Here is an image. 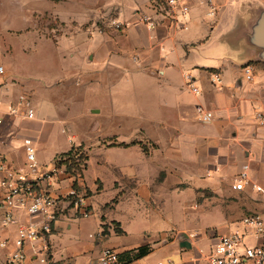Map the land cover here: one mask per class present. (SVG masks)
<instances>
[{"label": "crops", "instance_id": "0c3cea01", "mask_svg": "<svg viewBox=\"0 0 264 264\" xmlns=\"http://www.w3.org/2000/svg\"><path fill=\"white\" fill-rule=\"evenodd\" d=\"M66 1L67 6L0 0V29L14 27L18 15L33 25L48 8L67 22L98 15L87 11L94 10V0ZM183 1L189 12L175 22L152 0H106V34L93 35L84 45L71 39L66 48L28 41L21 55L6 59L0 73V155L12 167L25 163L24 137L33 141L40 165L45 163L41 151L54 163L59 154L81 146L85 167L93 153L106 152L113 192L104 206H96L99 214L93 219L92 191L82 170L76 183L88 193L90 214L81 217L67 209L54 223L48 244L55 264H98L105 248L118 254L144 244L150 253L121 264H206L210 233H228L248 213L264 216L263 193L250 184L232 188L247 166L249 180L264 189V124L255 119L257 111L264 112V61L248 41L264 0ZM7 4L10 8L4 10ZM143 13L151 25L140 21ZM112 20L122 22V28H114ZM65 59L71 60L70 67L63 66ZM102 73L108 93L106 125L100 121L93 126L91 116L86 131L97 132L93 139L75 127L82 114L74 102ZM188 77L197 93L187 85ZM207 112L209 120L204 119ZM99 113L88 107L87 114ZM67 175L58 180L57 192L65 193L73 184ZM76 217L81 219L76 222ZM16 218L0 232L9 240L0 254L14 247L19 223L34 221L23 213ZM80 224L87 235L84 231L81 239L66 243L63 251L76 249L62 255L61 236L78 231ZM244 241L255 245L264 237L246 236ZM34 261L39 263L31 258L22 264Z\"/></svg>", "mask_w": 264, "mask_h": 264}, {"label": "built area", "instance_id": "2783aa9c", "mask_svg": "<svg viewBox=\"0 0 264 264\" xmlns=\"http://www.w3.org/2000/svg\"><path fill=\"white\" fill-rule=\"evenodd\" d=\"M159 5L165 14L175 22L186 18L189 6L183 0H152ZM211 1V0H209ZM140 21L151 25L150 17L143 13ZM111 25L120 29L123 23L112 20ZM3 67L0 66V73ZM247 78L251 77L250 69L245 68ZM187 85L192 92L199 90L190 78ZM27 117L32 118L33 112L29 110ZM211 113L207 112L205 120H209ZM255 119L259 124H264V112L257 111ZM25 163L23 167H12L6 158L0 155V232L9 225L17 223V215L25 214L34 221L19 223L13 248L0 254V264H22L28 259H35L41 264H55L49 257L48 236L54 223L67 209L74 210L81 217H87L90 210L87 204V195L83 188L73 184L65 193L57 192V184L61 176L67 174L65 165L57 166L55 161L53 168L47 170L38 164L36 148L29 137L23 138ZM247 166L233 180L234 190H243L250 184L256 192L264 194V189L249 180L246 171ZM68 178L73 182L76 177L68 173ZM264 237V216L259 213H248L240 218V225L225 234L210 233L211 241L209 252L206 254V264H246L249 261L254 264H264V242L247 245L245 237ZM9 240L0 237V251L9 246ZM118 254L115 250L105 248L102 250L98 264H117ZM170 263V260L167 261ZM157 264H162L159 261Z\"/></svg>", "mask_w": 264, "mask_h": 264}, {"label": "rangeland", "instance_id": "374dc122", "mask_svg": "<svg viewBox=\"0 0 264 264\" xmlns=\"http://www.w3.org/2000/svg\"><path fill=\"white\" fill-rule=\"evenodd\" d=\"M24 0H21V2ZM52 2V4L55 2L56 4H61L62 6H67L66 0H48ZM95 2V8L94 10L88 9L87 11L93 12L94 14H98L97 16H94L92 19H89L87 21H60L57 17H55L53 10L49 9L46 10L43 14H40L36 17V20L34 21L33 25L32 22H24L22 16L18 15V18L15 19V22L12 23L13 25H16L14 27L8 28V29H0V66H3L5 69V62L6 59L10 58V56L13 58L18 57V55H21V48L23 44L27 43L28 41L35 40L36 43L39 42L38 39L41 41L47 42V43H61L65 48L72 45V43H68L71 39H79L80 43L78 45H84L85 40H89L90 37L96 34H106V0H94ZM10 3V1H8ZM50 4V3H49ZM48 4V7H49ZM8 5V4H7ZM9 5L4 7V10H9ZM3 9V6H2ZM21 9V8H20ZM18 10H15V13L18 14ZM83 11V10H82ZM1 12V8H0ZM22 14V13H19ZM30 23V25H29ZM0 27H3L2 22H0ZM37 35V36H36ZM32 38V39H31ZM82 41V43H81ZM19 48V49H18ZM20 52V53H19ZM58 56V55H56ZM14 60H11L10 62H13ZM16 61V60H15ZM61 61V60H60ZM62 64H64V67H70V62L68 59L62 60ZM40 67V66H39ZM47 67L53 68L55 65L53 63H49ZM47 67L44 66V68L47 70ZM39 69V68H38ZM37 69V75L40 73ZM6 71V70H5ZM41 71V68H40ZM6 73V72H5ZM103 77L102 79H99L100 77ZM105 73L100 74L97 80L99 82H91L89 86V90L81 89L78 92V97L76 102H74L75 107L77 111L81 112L82 116L77 117L75 127L80 132V134L87 133L90 137H95L93 134L96 131L93 132H87V122L90 121L91 116H93L94 119H96V122H93V126L97 125L96 123H101L103 126L106 125V99L108 96L107 90H106V76ZM110 78V77H109ZM94 107L95 109H100L99 114H87L88 113V107ZM87 114V115H86ZM84 116V118H82ZM88 116V117H87ZM105 122V123H104ZM89 124V123H88ZM102 126V127H103ZM100 132V129L97 130ZM97 133V132H96ZM96 139L98 137H95ZM93 138V139H95ZM97 142V141H96ZM92 145L94 147V150L96 148L95 140L92 142ZM81 150H83V154L85 156V151L83 147H81ZM39 158L41 160L45 161L41 165L42 168H45L47 170H50L53 168V161L47 162V151H41ZM81 165L86 164L84 159L80 160ZM84 171V179L87 183V187L92 191V198L91 201L93 203L92 213L91 217L93 219L98 218V208L101 205H105L106 201H108V198L113 192V188L110 186V180H109V169L106 166V152H100L96 151L93 153L87 160V165L85 167ZM99 182H98V181ZM67 180H63L62 184H65ZM87 193V192H86ZM88 194V193H87ZM112 213V212H111ZM101 214H104L102 212ZM110 214V213H108ZM116 217L118 215H121L119 212L113 211V213ZM81 219L80 217H76V219ZM78 219L76 222H78ZM114 226V224H113ZM85 231V235H87L88 231L84 230L83 227L76 231V229H72L67 234L64 233L62 237V241L59 244V248L61 250V254L65 255L66 253L72 251L74 248H68L67 251H63L65 249V245L70 244L72 242L78 241V239H81L82 234ZM70 233V236H68ZM135 240H131V242H134ZM58 256H61L58 254ZM167 261V260H164ZM30 264H39L36 261L31 262Z\"/></svg>", "mask_w": 264, "mask_h": 264}, {"label": "trees", "instance_id": "16d2710c", "mask_svg": "<svg viewBox=\"0 0 264 264\" xmlns=\"http://www.w3.org/2000/svg\"><path fill=\"white\" fill-rule=\"evenodd\" d=\"M86 156L83 154V150H81V146L71 148L69 151L59 154L56 157L57 166H60L62 164L65 165V172L69 173L71 175H74L76 177V181L78 178L82 176V170L83 165H81L80 160L86 159ZM73 185L78 187V184L74 181ZM87 194V193H86ZM116 232H121V230H117ZM151 247L148 244H144L141 246H138L134 249L128 250L126 252L118 253V259L117 264L121 263H128L133 260L142 258L146 256L148 253H150Z\"/></svg>", "mask_w": 264, "mask_h": 264}, {"label": "water", "instance_id": "95a60500", "mask_svg": "<svg viewBox=\"0 0 264 264\" xmlns=\"http://www.w3.org/2000/svg\"><path fill=\"white\" fill-rule=\"evenodd\" d=\"M249 43L258 50L257 59L264 61V9L260 10L248 34Z\"/></svg>", "mask_w": 264, "mask_h": 264}]
</instances>
